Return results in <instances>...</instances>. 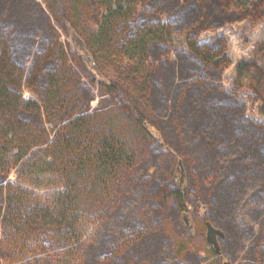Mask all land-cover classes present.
Returning <instances> with one entry per match:
<instances>
[{
  "label": "trees",
  "instance_id": "16d2710c",
  "mask_svg": "<svg viewBox=\"0 0 264 264\" xmlns=\"http://www.w3.org/2000/svg\"><path fill=\"white\" fill-rule=\"evenodd\" d=\"M244 19L264 20V0H0V264H222L207 214L232 262L264 264V220L257 234L232 223L247 196L264 199V127L219 82L226 42L196 39ZM68 26L115 79L73 62ZM183 28L186 50L171 59ZM234 69L264 116V41ZM160 123L177 151L190 147L192 187L173 184L178 153ZM20 181L62 190L38 199ZM200 197L207 210L188 236L178 212ZM84 221L97 243L81 240Z\"/></svg>",
  "mask_w": 264,
  "mask_h": 264
},
{
  "label": "rangeland",
  "instance_id": "374dc122",
  "mask_svg": "<svg viewBox=\"0 0 264 264\" xmlns=\"http://www.w3.org/2000/svg\"><path fill=\"white\" fill-rule=\"evenodd\" d=\"M86 24L92 27H96L95 23L88 20L82 22L80 27ZM67 29H68L67 41L69 45L76 52V56H75L76 59H73V62L76 63L78 60L84 61L86 66L93 72V75L95 77L100 78L101 80H104V77L105 78L108 77L109 79H115V75L111 71L97 67L90 53L85 48L84 42L78 30L70 26H68ZM185 35H186L185 28H183L178 33L172 34L171 40L173 46L169 52L171 59H175V54L173 51L175 48L181 47L183 50H186V45L184 43ZM219 37L226 42L225 53L229 60V66L221 72L219 77V82L224 88L228 90L234 88L238 93L236 95V99L242 101L247 108L246 115L252 121L264 127V116L258 112V106H259L258 102L253 103L252 90L249 88L250 84L247 83L248 79L241 80L240 78V80L236 83L235 82L236 75L234 69V64H236L237 61L247 59L255 49L256 45L264 41V20H259L254 24H252L248 19H244L242 21H232V22L225 21L220 26L197 31L196 39L199 43L205 44V43H209L214 38L219 39ZM22 96L25 98L34 97V95L28 89H25L23 91ZM159 126L161 129H159L158 132L157 131L154 132L156 133L158 139H160L161 137L162 144L167 146V148H171L172 151H176L178 153L177 159L172 167L174 169L173 184H176V186L178 187H183L185 185L188 188L192 187L193 180L187 168V159L190 155V150H189L190 147L184 146L183 149H180L181 151H177L178 149L176 146V140L173 139L172 131L170 132L171 130L170 125L167 123H163V124L160 123ZM172 144L174 145L175 150L171 147ZM164 159L165 158H163L162 161L160 162L161 171H164L169 167L168 160L167 159L164 160ZM153 169L154 167L152 166L150 171L153 172ZM20 184L24 188L31 191L35 196L37 195L38 199L39 198L43 199L45 194L50 193L52 191H57L59 189L62 190V187H60L59 185L40 187L22 181H20ZM247 198L248 199L243 203H241L238 206V208L235 210L232 223L236 227V229L240 231H244V230L247 231L249 229H252V233L257 234L260 231V222L264 220V199H254L255 197H251V196H247ZM155 200L159 204H164L163 198H156ZM198 203L200 206H195L192 200L187 201V208L184 209L183 211L181 210L178 212V221L180 227L182 231H184L185 234H187L188 236L194 235L197 232V228L199 227L197 212L200 211L201 214L204 215V213L207 210L208 204H206V202L202 200V197L198 199ZM205 216H206L205 223L203 225V229H204L203 236L205 240L207 241L206 222L209 221L214 226L219 228L223 233L222 237L220 236L217 237L219 243L218 253L222 254L225 257L224 259L230 261L229 264H240V262L237 261L232 262V260L228 256L229 252L226 250L227 236L225 231L216 221V218L214 216L212 217L211 214H207ZM98 231L99 230H96L91 223L84 221L83 234L81 240L86 245L90 244V242H94L95 244L96 241L92 239V236L95 234V232ZM249 241L250 239L246 240V244H249L250 243ZM207 243L210 245L208 241ZM203 254L204 253L201 252L200 255L202 256ZM203 263L204 262H200L199 264H203Z\"/></svg>",
  "mask_w": 264,
  "mask_h": 264
},
{
  "label": "water",
  "instance_id": "95a60500",
  "mask_svg": "<svg viewBox=\"0 0 264 264\" xmlns=\"http://www.w3.org/2000/svg\"><path fill=\"white\" fill-rule=\"evenodd\" d=\"M223 236L222 231L214 226L211 222H206V239L210 243V246L213 248L214 251L219 252V243L217 237ZM222 264H227V261H223Z\"/></svg>",
  "mask_w": 264,
  "mask_h": 264
}]
</instances>
